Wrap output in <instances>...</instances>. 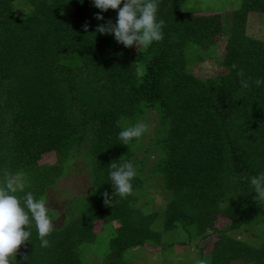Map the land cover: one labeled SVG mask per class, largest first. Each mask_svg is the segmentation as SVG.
I'll return each mask as SVG.
<instances>
[{"label":"trees","instance_id":"1","mask_svg":"<svg viewBox=\"0 0 264 264\" xmlns=\"http://www.w3.org/2000/svg\"><path fill=\"white\" fill-rule=\"evenodd\" d=\"M188 1L158 0L163 39L141 49L99 33L118 10L102 12L92 0H0V186L23 172L17 195L33 193L62 221L47 248L34 221L24 226L30 239L11 264H136L137 249L175 244L161 224L206 241L219 232L203 246L205 264H264V199L250 184L264 173V86L254 84L264 78V37L248 33L251 18L264 16V0L197 11ZM207 59L220 71L195 72ZM138 122L148 131L123 144L119 132ZM78 161L90 174L88 190L58 209L49 189ZM128 161L133 190L113 196L111 164ZM158 183L165 198L145 204ZM219 215L230 220L225 229L215 225ZM256 223L258 245L231 235ZM100 241L108 247L101 259L91 253Z\"/></svg>","mask_w":264,"mask_h":264},{"label":"clouds","instance_id":"2","mask_svg":"<svg viewBox=\"0 0 264 264\" xmlns=\"http://www.w3.org/2000/svg\"><path fill=\"white\" fill-rule=\"evenodd\" d=\"M83 3V0H81ZM95 8L102 12L109 9L118 10L116 22L109 21L107 25L101 24L97 31L101 34H111L115 40L125 47L148 48L159 42L164 36L165 20L158 18V0H92ZM97 20H103V15L97 13ZM87 30L88 25H84ZM235 67V66H234ZM255 86H264V78H257ZM241 87H250L249 81L241 80ZM148 131V125L138 122L119 132V139L123 144L129 145L139 140ZM113 169L109 176L114 188L113 196L126 198L133 190L132 181L136 176V168L131 161L117 165L111 164ZM253 191L257 199H264V173L250 178ZM25 190V174L16 172L5 175L0 186V264H11L17 249L30 239V223L35 222L40 246L47 248L50 241L47 237L53 231V221L48 215V209L43 199H37L33 193L26 192L23 197L17 195ZM105 192V203L111 204ZM198 264H205L203 260Z\"/></svg>","mask_w":264,"mask_h":264},{"label":"rangeland","instance_id":"3","mask_svg":"<svg viewBox=\"0 0 264 264\" xmlns=\"http://www.w3.org/2000/svg\"><path fill=\"white\" fill-rule=\"evenodd\" d=\"M199 2H202V4ZM223 2L224 0H189L186 8L188 11H197L204 8L210 10L212 7L220 9L223 6ZM227 3H229L227 7L231 6L232 4L231 2ZM224 12L230 16L232 9L229 7L228 9H225ZM251 20L252 22L250 24L248 33H259V35L264 37V24H262L264 23V16L261 17V21L260 16L259 18L258 16L252 17ZM226 23L229 24V19L226 21ZM218 65L219 64L213 59H207L205 62H202L199 65L193 64L194 71L203 76H208L220 71L221 68ZM153 124L154 119L151 120V125ZM49 159L52 158H48V160ZM76 164L77 165L73 174L60 179L56 188L49 189V200L53 202L54 206L58 209H64L65 206H67V203L70 199L68 195L73 197L75 195L85 193L88 190V186L90 185V174L88 173V170L82 161H78ZM165 195V192H161V188L158 183L157 188H150L146 190L145 197L142 198V201L145 204H148V199L153 198L154 207H157V205L160 206L161 201L165 198ZM262 211H264V207H261V212ZM61 222L62 221L60 219L58 221H53V225L56 226ZM229 224L230 220L222 215H219L217 222L215 223L219 230L225 229ZM255 226L244 228L243 232L240 234L236 233V231H233L231 232V235L241 238L248 243L258 245L259 239H261L262 236L261 233L257 235V230L259 228L258 223H256ZM100 227L101 223H98V228ZM161 229L163 231H168L164 234V240L167 239L169 240L168 243L175 242V244H172L170 247H166V249H162V247H160L158 250L156 248V250L153 251L150 250L151 248L137 249V254H135L136 256H133V258L136 259V264H198V262L203 260V258L209 260L206 257L207 253L205 252L203 246L211 247L215 236L220 234L219 232H214L211 240L206 241L202 238H190L189 232L181 225L174 228L173 230H164V227L161 224ZM106 246V244L100 241V243H97L92 247L91 253L95 254V257L98 256L99 259H101L106 255L105 249L108 248ZM151 252L153 254H151Z\"/></svg>","mask_w":264,"mask_h":264}]
</instances>
